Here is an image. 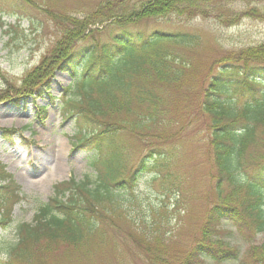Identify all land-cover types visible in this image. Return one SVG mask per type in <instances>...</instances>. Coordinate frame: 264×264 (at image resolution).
I'll list each match as a JSON object with an SVG mask.
<instances>
[{
	"label": "trees",
	"instance_id": "1",
	"mask_svg": "<svg viewBox=\"0 0 264 264\" xmlns=\"http://www.w3.org/2000/svg\"><path fill=\"white\" fill-rule=\"evenodd\" d=\"M16 1L34 5L31 0H0V5L22 14ZM170 16L186 21L200 17L230 28L242 19L264 21V0H103L85 17H61L63 35L49 53L18 88L7 84L0 92V102L10 101V94L33 99L50 75L67 73L71 84L66 92L73 89L75 100L64 107L71 104L68 115L75 119L78 145L89 144L96 156L92 166L98 169L95 187L88 181L55 184V196L39 206L33 223L18 226V243L8 250L14 262L9 264L24 262L31 249L43 258L58 247L87 250L98 229L100 201L132 189L150 160L159 169L156 163L166 156L165 149L150 148L162 144L155 141L126 173L123 146L115 145L113 137L124 133L169 143L177 133L165 129L177 120L172 114L183 112L184 102L196 106L190 120L202 127L207 156L215 167V203L207 209L194 244L186 252L176 251L168 264L240 259L237 249L217 239L223 222L231 223L248 243L263 237L248 247L243 264H264V42L227 51L197 70L187 56L199 45L195 35L127 29ZM105 22L119 31L107 41L99 42L94 35L91 44H82L93 34L92 26ZM186 89L195 90L193 99H186ZM1 181L6 183L0 186V223L10 224L12 207L22 197L4 168Z\"/></svg>",
	"mask_w": 264,
	"mask_h": 264
},
{
	"label": "rangeland",
	"instance_id": "2",
	"mask_svg": "<svg viewBox=\"0 0 264 264\" xmlns=\"http://www.w3.org/2000/svg\"><path fill=\"white\" fill-rule=\"evenodd\" d=\"M101 1L31 0L33 6L16 1L23 7L22 14H16L18 16L11 15L9 6L0 5V92L7 89V84L18 88L22 78L49 53L63 35L61 17H85ZM111 23L92 26L93 34L82 44H91L94 35L99 42L107 41L119 31L115 26L110 27ZM127 29L144 34L162 30L195 35L199 45L187 56L197 70L227 51L264 42V21L252 19H242L236 26L227 28L210 19L198 17L186 21L170 16L147 20ZM70 81L66 75L55 72L34 101L23 102L19 100L22 96L10 94V101L0 102V168H5V173L24 197L13 206L12 224L7 220L0 224V264H9L11 259L14 262L6 246L13 247L18 242L17 225L33 222L39 206L54 197L55 184L68 180L88 181L92 187L98 184L91 165L94 151L86 144L77 146L74 119L65 118L62 113L60 100ZM193 85L189 83V87ZM194 92L186 89L184 96L193 99ZM74 94L72 91L65 100H75ZM18 100L19 105L14 106V101ZM183 104L182 113L172 114L177 124L165 129V133H177L169 143L124 133L113 137L115 145L123 146L121 158L126 173L149 153L150 148L165 149L166 156L156 163L159 169H155L150 160L147 168L136 177L132 189L119 190L100 201V218L95 220L98 229L87 250L73 252L58 247L43 258L36 253L39 250L31 249L24 262L17 263L168 264L176 251L186 252L200 234L207 209L215 203L212 178L215 167L207 156L202 127L196 120H190L195 104ZM42 107L44 114L39 110ZM155 141L162 144L149 148L150 144L157 145ZM216 235L240 252V259L219 264H243L248 247L263 238L256 237L248 243L229 222H223ZM154 250L161 255H154ZM204 264L217 263L207 260Z\"/></svg>",
	"mask_w": 264,
	"mask_h": 264
}]
</instances>
